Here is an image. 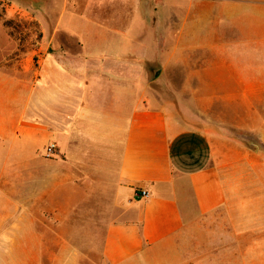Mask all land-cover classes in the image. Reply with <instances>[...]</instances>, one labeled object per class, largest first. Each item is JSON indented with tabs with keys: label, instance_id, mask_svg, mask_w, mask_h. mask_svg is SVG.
Segmentation results:
<instances>
[{
	"label": "crops",
	"instance_id": "crops-1",
	"mask_svg": "<svg viewBox=\"0 0 264 264\" xmlns=\"http://www.w3.org/2000/svg\"><path fill=\"white\" fill-rule=\"evenodd\" d=\"M172 2L164 5L163 75L174 91L264 92V0ZM85 3L86 12L104 17L90 18L91 35L75 36L79 50L48 30L39 10L36 66L11 67L0 57V148L17 156L19 183L18 195H0L4 264H43L44 236L52 251L70 249L77 206L95 192L116 210L104 226L102 264H264L261 196L236 197L214 164L208 135L140 98L132 65L115 52L139 6L156 11L165 2ZM174 68L181 83L171 79ZM50 142L58 153L47 158ZM101 183L111 186L110 198L95 189ZM139 189L148 194L137 197ZM18 217L31 221L29 232L1 227ZM46 219L54 221L50 235L32 224ZM56 256L52 264H84Z\"/></svg>",
	"mask_w": 264,
	"mask_h": 264
},
{
	"label": "rangeland",
	"instance_id": "rangeland-1",
	"mask_svg": "<svg viewBox=\"0 0 264 264\" xmlns=\"http://www.w3.org/2000/svg\"><path fill=\"white\" fill-rule=\"evenodd\" d=\"M86 1L0 0L1 59L6 58L5 62L11 67H22L26 62L31 68L36 66L38 55L35 51L40 46L37 41L42 34V29L35 18V11L39 10H42L46 17L48 30L56 31L60 38L70 37V48L79 50L75 36L91 35L95 22H91L90 18L104 17V13L97 11L86 12L84 10ZM163 1L165 3L156 11L144 4L139 6L134 22L124 30V34L118 35L119 38H123V43L115 52L121 53L128 59L125 63L132 65L130 68L132 75L130 73L129 78L133 84L138 81L140 98L163 106L170 114L179 117L181 126L196 128L208 135L214 149V164L224 179L232 183L233 194L236 197L247 194L261 196V203L264 206V92L174 91V87L170 86L163 75V41L168 30L163 19L164 5L173 3V0ZM142 3L156 5L161 4V0H142ZM113 15V12L107 13V17ZM63 44H59L60 49ZM153 66H160L161 72L152 79L150 68ZM170 73L172 80L174 75L176 83L182 82L179 69L174 68ZM124 84L121 89L125 103L129 91ZM118 91L114 93L116 98ZM114 106L119 109V103H115ZM85 113L87 114V111ZM5 152L6 148L1 147L0 170L6 172L2 173L3 177L0 180L1 183L5 182V186L0 187V195H18L17 156L6 155ZM36 152L42 155V146H38ZM244 181L247 184H244ZM104 184L101 183L100 187L95 189L110 198L112 188ZM80 191L83 193V188ZM85 193L90 195L87 188ZM94 194L88 198L89 203L77 206L80 212L72 221L75 235L71 237L74 241L70 249H64L62 252L59 247V251H52L50 249L52 238L49 237L47 240V236H44L43 252L39 253L43 264H52L51 258H57L58 252L61 253L58 259L74 257L84 264H102L100 243L104 226L115 217L116 210L112 204H106L98 192ZM33 222L36 227L42 228L44 233L48 235L53 233L50 223L54 224V221L46 219L38 224L35 221H32V224ZM30 223L31 221L18 217L5 220L1 227L18 229L19 233L24 230L29 232ZM3 254L8 256L7 253L1 252L0 264L10 261L3 258L4 256H1ZM15 254L18 256L17 251ZM26 254L27 259L31 253Z\"/></svg>",
	"mask_w": 264,
	"mask_h": 264
},
{
	"label": "built area",
	"instance_id": "built-area-1",
	"mask_svg": "<svg viewBox=\"0 0 264 264\" xmlns=\"http://www.w3.org/2000/svg\"><path fill=\"white\" fill-rule=\"evenodd\" d=\"M58 153L57 146L54 142L47 143L44 147V156L49 158L53 157ZM148 194V192L145 189H139L136 191V196L137 197H145Z\"/></svg>",
	"mask_w": 264,
	"mask_h": 264
},
{
	"label": "water",
	"instance_id": "water-1",
	"mask_svg": "<svg viewBox=\"0 0 264 264\" xmlns=\"http://www.w3.org/2000/svg\"><path fill=\"white\" fill-rule=\"evenodd\" d=\"M151 69V78L157 77L160 72H161V67L160 66H153L150 68Z\"/></svg>",
	"mask_w": 264,
	"mask_h": 264
}]
</instances>
